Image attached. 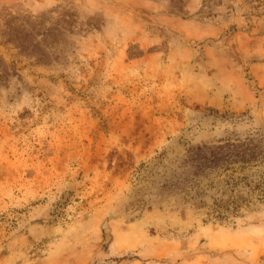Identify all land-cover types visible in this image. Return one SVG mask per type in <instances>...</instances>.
I'll return each mask as SVG.
<instances>
[{
    "label": "rangeland",
    "instance_id": "rangeland-1",
    "mask_svg": "<svg viewBox=\"0 0 264 264\" xmlns=\"http://www.w3.org/2000/svg\"><path fill=\"white\" fill-rule=\"evenodd\" d=\"M0 264H264V0H0Z\"/></svg>",
    "mask_w": 264,
    "mask_h": 264
},
{
    "label": "trees",
    "instance_id": "trees-1",
    "mask_svg": "<svg viewBox=\"0 0 264 264\" xmlns=\"http://www.w3.org/2000/svg\"><path fill=\"white\" fill-rule=\"evenodd\" d=\"M248 146L249 145L243 144L237 147L241 149L242 147H248ZM235 149H236V145H233L230 143H227L219 147H207L206 146V147H200L196 149L192 153V157H191L192 167H194L196 171L195 177L198 178L200 176H205V177L207 176L208 178H210L211 172H213L215 169H218V168H222L223 171L229 172L231 170L230 166L232 164H236L237 163L236 160H240L239 158H242V157H243L242 161H239V162L247 164L245 157L240 156L239 153L235 151ZM228 181L231 182L233 181V179L229 178ZM189 183L192 189L195 190L198 196L203 195V193H201L202 185H200L201 184L200 182H197L196 180H190ZM200 203L202 205H205L202 201ZM232 204L234 206L233 210H235L237 204L234 200H232ZM212 213L217 214L215 209H213ZM212 213H208V215L213 216L215 218L219 217L218 215L214 216Z\"/></svg>",
    "mask_w": 264,
    "mask_h": 264
}]
</instances>
